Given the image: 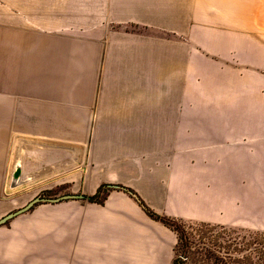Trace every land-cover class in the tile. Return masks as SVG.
Returning a JSON list of instances; mask_svg holds the SVG:
<instances>
[{"label": "crops", "instance_id": "0c3cea01", "mask_svg": "<svg viewBox=\"0 0 264 264\" xmlns=\"http://www.w3.org/2000/svg\"><path fill=\"white\" fill-rule=\"evenodd\" d=\"M21 1L0 8V201L74 164L95 166L91 196L114 188L102 203L65 200L89 203L79 232L38 264H175L176 233L138 199L188 224L243 227L264 185V0H90L107 5L93 25L41 20ZM202 4L236 9L242 28L238 43L207 46L219 57L207 69L183 41Z\"/></svg>", "mask_w": 264, "mask_h": 264}, {"label": "rangeland", "instance_id": "374dc122", "mask_svg": "<svg viewBox=\"0 0 264 264\" xmlns=\"http://www.w3.org/2000/svg\"><path fill=\"white\" fill-rule=\"evenodd\" d=\"M22 2L25 3V7L33 10L41 20L47 17L56 19L66 17L83 25L103 22L102 16L105 13V6H107L90 0H50V4L49 0H24ZM8 3L6 4V0H0V8L6 7L10 13L15 14V0H8ZM195 7L193 9L197 14L195 10L199 9V6ZM202 9L204 12L203 14L198 13L199 19L187 22L188 30L185 28L183 41L185 46H189L194 53L197 49L199 50L201 59L204 60L200 62V67L207 69L206 62H209V59L219 58L212 56L207 51V46L217 40H220V43L224 45L238 43L242 28L236 9L226 11L210 4H202ZM207 16H213L217 24H208L202 21L207 19ZM243 28H245V24ZM192 31L198 32V35L195 34L194 37L189 35L188 32ZM189 64L190 62L185 63V65ZM79 172L87 173L88 179L75 180L74 174ZM19 184L22 185L21 182ZM23 185V189L16 191L12 197L9 195L5 198L7 203L0 201L1 209L4 204H8V207L13 209L11 212H3L0 209V220L9 214L25 209L35 199L44 201L34 204L28 210L0 225V264H38L41 261V256H45V259L51 257L50 253L44 255L43 252L62 249L65 238L70 235V227H72V237L74 229L77 228V232H79V206L81 205L86 212L89 203L82 201L72 205L68 204L71 207L65 210V200L58 203H51L47 200L59 199L72 194L84 195L86 198L91 197L98 188L99 182L95 179V166L74 164L62 166L60 170L57 167L54 182L25 179ZM8 192L10 191L8 190ZM257 194L249 196L248 218L241 223L243 227L186 224L184 227L185 237L188 238L191 245L189 244L190 246L187 248L181 246L178 254L188 258L186 263L193 264H209L203 262L206 250L215 254L220 259V264H230L229 257L235 258L236 261L242 260L246 253L241 251L240 246L245 236L264 232V185L257 190ZM102 196L105 195L102 194ZM66 218L68 223H66ZM70 221L72 222L71 226ZM84 224L86 228V223ZM233 244H238V246L232 247ZM233 248H235V252H232Z\"/></svg>", "mask_w": 264, "mask_h": 264}, {"label": "trees", "instance_id": "16d2710c", "mask_svg": "<svg viewBox=\"0 0 264 264\" xmlns=\"http://www.w3.org/2000/svg\"><path fill=\"white\" fill-rule=\"evenodd\" d=\"M114 190L111 186H102L98 189L97 193L94 196L88 197L87 200L92 203H102L105 199L107 194ZM120 190H123L127 193H130L131 196H134V194L127 189L120 188ZM105 192V193H104ZM104 194L105 196H102ZM138 202L140 206L144 209V211L154 220L161 222L166 227L173 230L178 238L176 251L179 253V249L182 246L183 248H187L191 245L188 238L185 237V230L184 227L186 224L183 221L175 220L163 216H159L155 214L153 211H151L141 200L138 199ZM198 226H209V225H203V224H197ZM234 243V241H232ZM190 244V245H189ZM240 246L241 251H244L246 253L245 256L242 257V260L236 261L235 258L229 257V260L231 261L230 264H264V232L260 234H249L246 235L244 238V241L241 243ZM238 246V244H233L232 247ZM216 251V250H215ZM235 248L232 249V252H235ZM204 263L209 264H220V259L210 251L206 250V253L204 255ZM175 264H184L179 262V259L175 261Z\"/></svg>", "mask_w": 264, "mask_h": 264}, {"label": "water", "instance_id": "95a60500", "mask_svg": "<svg viewBox=\"0 0 264 264\" xmlns=\"http://www.w3.org/2000/svg\"><path fill=\"white\" fill-rule=\"evenodd\" d=\"M82 198V196H74V195H70V196H65V197H62V198H59V199H53V200H47L48 202H51V203H58L60 201H63V200H74V199H80ZM41 201H44V200H41V199H35L34 201H32L25 209L23 210H19L18 212H15L13 214H9L7 215L6 217L2 218L0 220V225L1 224H4L5 222H7L8 220L14 218L15 216H17L18 214L28 210L31 206H33L34 204L38 203V202H41Z\"/></svg>", "mask_w": 264, "mask_h": 264}, {"label": "built area", "instance_id": "2783aa9c", "mask_svg": "<svg viewBox=\"0 0 264 264\" xmlns=\"http://www.w3.org/2000/svg\"><path fill=\"white\" fill-rule=\"evenodd\" d=\"M178 259L181 263H186L188 261V258L184 255H179Z\"/></svg>", "mask_w": 264, "mask_h": 264}]
</instances>
